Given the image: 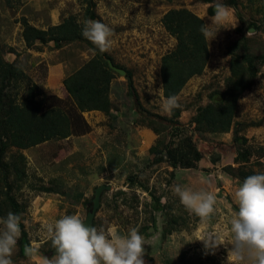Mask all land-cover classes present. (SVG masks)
I'll return each mask as SVG.
<instances>
[{
    "label": "rangeland",
    "instance_id": "obj_1",
    "mask_svg": "<svg viewBox=\"0 0 264 264\" xmlns=\"http://www.w3.org/2000/svg\"><path fill=\"white\" fill-rule=\"evenodd\" d=\"M90 3L92 20H100L113 29L115 44L106 54L113 64L130 74L137 102L128 90L125 76L116 75L110 98L112 111L105 115V122L97 125L94 141L84 143L85 133L69 140H51L26 150L8 148L4 152L2 163L8 166L10 195L18 205L16 214L23 221L12 257L14 264H37L24 252L26 246L33 244L48 259L56 255L46 233L47 225L65 214H78L85 219L94 191L100 186L110 190L101 195L93 226L117 227L121 234L137 228L145 238V264H227L231 239L226 217L235 208L234 193L242 182L238 171L243 166L254 173L264 170V0ZM217 3L235 10V27L221 29L215 39L207 42L209 58L202 75L187 82L178 94L180 108L169 115L162 110L160 67L176 40L165 30L162 18L170 10L186 9L211 24L209 18ZM84 9L81 0H0V51L5 61L17 65L25 74L6 93L18 103L30 93L36 95V100L43 102V110H64L72 120V128L79 130L87 125L84 113L82 118H75L76 106L63 81L97 54L90 51L93 45L82 38L60 43V48L54 42L27 48L22 32L24 22L46 31L70 16L75 17L82 30ZM234 55L250 57L254 76L236 101L231 130L217 135L199 132L194 119L203 108L226 94L232 82L229 63ZM141 110L167 119L157 121ZM182 116L184 125L178 122ZM151 122L154 127L161 123L169 129L158 132L153 148L140 156L137 147L131 148L133 144L126 146L121 133L131 127L137 133ZM87 128L90 129L88 125ZM188 137L203 154L216 159L214 167L206 168L204 164L198 169L188 168L187 161L176 162L170 157L174 145ZM245 153L246 162L236 163L238 154ZM206 162L210 160L206 158ZM177 184L216 194V212L211 219L204 221L180 205L173 191ZM204 233L216 236L220 246L206 249L199 240Z\"/></svg>",
    "mask_w": 264,
    "mask_h": 264
},
{
    "label": "trees",
    "instance_id": "obj_2",
    "mask_svg": "<svg viewBox=\"0 0 264 264\" xmlns=\"http://www.w3.org/2000/svg\"><path fill=\"white\" fill-rule=\"evenodd\" d=\"M81 1L85 7V18L93 19V4L90 0ZM162 23L167 33L176 40L174 49L161 61L162 96L165 98L172 95L178 96L191 78L202 75L208 62L209 49L207 40L200 32L201 24L205 23L190 11L170 10L163 16ZM22 36L27 48L47 42H54L55 47L60 48L58 46L60 43H72L84 38L74 16H70L58 26L49 27L46 31L38 30L24 22ZM108 59L113 63L106 53H97L63 81L66 92L76 106L77 113L74 111L77 114L76 119L82 118V114L86 112L110 113L112 109L109 99L110 84L117 74L109 68ZM229 71L232 82L226 94L222 95L220 101L203 108L194 119L195 128L199 132L228 133L231 130L236 101L249 88L250 80L254 76L250 57L248 55L232 56ZM24 78L22 69L5 61L0 51V217L10 211L18 213V205L10 195L7 183L8 166L2 163V156L8 148L18 151L26 150L51 140H65L89 131L87 125H84V130L72 128V120L60 108L43 110V102L36 100V95L32 93L20 103L9 97L6 93L7 88ZM125 79L131 96L137 102V95L128 71L125 73ZM141 111L147 117H154L157 121L167 119L145 110ZM169 123L170 121L168 125ZM149 128L157 134L169 129L161 123H157L154 127L152 122ZM246 153L238 154L236 163L239 160H242V163L246 162ZM169 155L172 156L171 151ZM251 174H254V170L243 166L238 171V178L243 181Z\"/></svg>",
    "mask_w": 264,
    "mask_h": 264
},
{
    "label": "clouds",
    "instance_id": "obj_3",
    "mask_svg": "<svg viewBox=\"0 0 264 264\" xmlns=\"http://www.w3.org/2000/svg\"><path fill=\"white\" fill-rule=\"evenodd\" d=\"M234 9L217 3L211 24H201V35L209 43L221 29L235 27ZM82 36L95 53H107L114 46L113 29L100 20L85 19ZM180 108L179 98L167 96L162 110L171 115ZM179 203L188 212L204 221L216 212L217 196L206 189H194L177 184L173 188ZM235 208L226 217L230 233L227 264H264V170H257L238 184ZM22 217L8 212L0 217V264H14L13 254L21 237ZM46 233L56 250L51 259L43 256L36 245L26 246L27 257L37 264H145V238L135 227L121 234L117 227L99 229L85 223L78 214H65L47 225ZM205 248L215 250L219 240L212 233L200 239Z\"/></svg>",
    "mask_w": 264,
    "mask_h": 264
},
{
    "label": "crops",
    "instance_id": "obj_4",
    "mask_svg": "<svg viewBox=\"0 0 264 264\" xmlns=\"http://www.w3.org/2000/svg\"><path fill=\"white\" fill-rule=\"evenodd\" d=\"M100 18H101V16H100ZM113 65L116 66L115 64H113ZM125 73H126V71H125ZM113 81H115V80H112V82L110 84L109 99L111 98ZM160 82H161V86H162L161 78H160ZM163 99H164V97H163ZM110 102H111V99H110ZM105 115H108V114L98 112V111H92V112L84 113L85 122L90 127V129H89L90 131L86 132L87 134L84 135V143L94 141V134L98 133L97 125L100 122L106 121ZM177 120H178V118H177ZM179 120H178V122L180 124H183V125L185 124V121H183V116H182V118H179ZM129 124L132 127H135L134 126L135 124L133 122H131ZM191 126H193V124H191ZM132 127L129 128L130 131L127 130L125 133H121V134H123L124 140L127 141V143H128V145H126V146L128 147V146L133 144V146H131V148L137 147L135 149L136 152H138V154H140V156H143L141 154H146L149 152V150L151 148H153L155 141L158 140L157 138L159 137V134L154 133V131L152 129H150L149 127H141L140 129H138L137 133H135V132H133ZM189 133H195V132L193 131V132H189ZM211 135H217V133L211 134ZM204 136H206V135L204 134ZM224 136H227V135L224 134ZM70 138L71 137H69L67 139L69 140ZM67 139H65V140H67ZM132 139H135V141H133ZM136 139H138V141ZM114 141H116L115 138H114ZM174 147H175V149H173L171 151L172 156H170V157H172L174 159V161H176V162L177 161H181V162L187 161V163H188L187 165L189 166L188 168H190V166L191 167L197 166L195 169H198L201 166H204V164H205L206 168H207V166H208V168H212L217 163L216 159H214V158L210 159V156L208 154H203V152L200 151V149L196 146V144H194L192 142L191 137L185 138L183 140H179L174 145ZM206 158H208V160H210V162H206ZM143 159H145V158H143ZM182 166H183L182 168L185 167V165H182ZM195 169H190V170H195Z\"/></svg>",
    "mask_w": 264,
    "mask_h": 264
},
{
    "label": "water",
    "instance_id": "obj_5",
    "mask_svg": "<svg viewBox=\"0 0 264 264\" xmlns=\"http://www.w3.org/2000/svg\"><path fill=\"white\" fill-rule=\"evenodd\" d=\"M107 63H108L109 68L113 72H115L119 76H122V77L125 76V71L123 69H120V68L114 66L110 60H107ZM109 190H110V188L106 187V186H100V187L95 189L91 206L88 208V211H87V214H86L85 223H87L89 225L92 223V225H93V221H94V218H95V213L98 210L99 205H100L101 195L105 191H109Z\"/></svg>",
    "mask_w": 264,
    "mask_h": 264
}]
</instances>
